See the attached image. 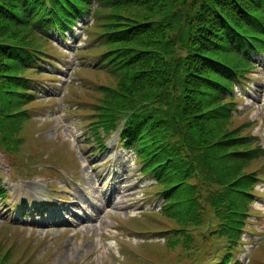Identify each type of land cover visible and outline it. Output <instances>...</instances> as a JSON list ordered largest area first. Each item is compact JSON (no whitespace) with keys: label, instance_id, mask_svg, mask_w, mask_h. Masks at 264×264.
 I'll return each mask as SVG.
<instances>
[{"label":"trees","instance_id":"trees-1","mask_svg":"<svg viewBox=\"0 0 264 264\" xmlns=\"http://www.w3.org/2000/svg\"><path fill=\"white\" fill-rule=\"evenodd\" d=\"M90 8L101 60L93 67L112 80L90 111L92 136L127 118L121 143L164 200L155 224L136 229L164 236L158 264L177 251L171 264H200L196 237L227 241L228 264L264 170L256 123L232 114L234 89L264 53V0H0V147L16 158L25 144L20 97L49 54L43 32L72 31Z\"/></svg>","mask_w":264,"mask_h":264},{"label":"rangeland","instance_id":"rangeland-1","mask_svg":"<svg viewBox=\"0 0 264 264\" xmlns=\"http://www.w3.org/2000/svg\"><path fill=\"white\" fill-rule=\"evenodd\" d=\"M96 25L94 17L89 15L76 27L74 36L69 37L66 42L57 37L54 47L50 49L51 54H60L61 63L57 69L42 68L41 73L48 78L39 79L36 87L32 88L35 92L34 101L41 102V105H34L29 113L34 120L26 124L28 130L23 135L24 151L20 154L23 161L16 158L18 155L13 156L0 147L1 185L8 193L7 200L0 201V227L11 225L15 228L0 231V239L8 241L18 235L22 239H28L33 245V259L40 264H79L84 263L83 261L113 264L111 260L116 261L118 257L117 243L122 234L129 236L128 232L133 231L144 217H147L145 223L154 222L148 217V213H140L159 205H153L156 197L152 194V189H148L152 179L138 173L136 162H129L134 154L118 145L115 134H111L102 147H98L97 142L87 141L88 126L82 124L80 119L90 124L92 118L88 115L101 97L99 87L112 81L110 77L91 67L99 52L93 48L98 44ZM257 62L259 70L257 76L252 79V84L244 91L236 90V93L239 96L240 109L244 112L239 121L255 122L251 134L263 144L264 58L257 59ZM46 124L48 126L42 132L41 129ZM29 129L34 130L32 135L28 133ZM35 138L48 144L45 152ZM32 147L35 153H41L44 159H48V155L53 152L59 153L66 161L71 174H78L80 179L82 178L83 190H86L92 199L95 194L96 203H101L102 192L105 193V200L109 198V191L114 189L122 193V196L113 199V205L106 209L107 213L104 212L100 221L92 224L89 231L86 230L89 223L76 226L81 220L73 218L71 221L74 226L70 227H33V223L43 222L38 209L34 210V206L41 208L43 197L36 198V194H46L54 199L59 209L58 214H63V208L75 210L76 203L84 204L82 194L76 192L77 188L72 187L71 193L68 194H54L49 190V187H53L51 183L55 181L54 177H50V167L57 170L58 165H52L50 161L45 165L28 162L31 157H35V153H30ZM60 163L63 164L64 161ZM27 171L30 175L26 174ZM113 176L116 181L114 186L111 185ZM86 179L87 182L84 181ZM55 184L57 185V182ZM263 189L264 184L261 185V190ZM259 195L261 198L256 199L255 204L257 211L253 212L248 221L247 231L242 234L241 246L239 245L235 252L238 263L235 260L233 264H264V192H259ZM60 197H63L65 202L58 200ZM15 211L24 212L25 217L20 218L19 213ZM138 241L140 240H133L134 243ZM196 242V250H201L198 252L202 261L200 264H209L222 250L221 241H203L201 237H196ZM145 248L156 254L155 256L150 251L146 252L147 256L153 258L150 264H156L162 245L151 243ZM177 255L178 251L161 261L171 264L177 259ZM128 258L131 256L127 254L123 257L124 260H119L118 263L129 264L126 261ZM159 263L163 264L160 261Z\"/></svg>","mask_w":264,"mask_h":264},{"label":"bare ground","instance_id":"bare-ground-1","mask_svg":"<svg viewBox=\"0 0 264 264\" xmlns=\"http://www.w3.org/2000/svg\"><path fill=\"white\" fill-rule=\"evenodd\" d=\"M63 255H65V254H63ZM63 255H62V258H63Z\"/></svg>","mask_w":264,"mask_h":264}]
</instances>
